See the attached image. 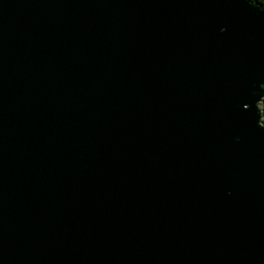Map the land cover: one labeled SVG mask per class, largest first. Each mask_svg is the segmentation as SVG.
<instances>
[{
  "label": "water",
  "instance_id": "95a60500",
  "mask_svg": "<svg viewBox=\"0 0 264 264\" xmlns=\"http://www.w3.org/2000/svg\"><path fill=\"white\" fill-rule=\"evenodd\" d=\"M264 8L0 0V264H264Z\"/></svg>",
  "mask_w": 264,
  "mask_h": 264
},
{
  "label": "trees",
  "instance_id": "16d2710c",
  "mask_svg": "<svg viewBox=\"0 0 264 264\" xmlns=\"http://www.w3.org/2000/svg\"><path fill=\"white\" fill-rule=\"evenodd\" d=\"M253 1H257L258 3H260L262 5V7L264 8V0H253ZM261 109H262V112H263V115H264V99L262 100L261 104Z\"/></svg>",
  "mask_w": 264,
  "mask_h": 264
}]
</instances>
